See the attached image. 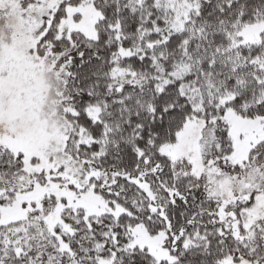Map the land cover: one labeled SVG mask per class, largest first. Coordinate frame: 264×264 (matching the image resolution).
<instances>
[{
    "label": "snow or ice",
    "instance_id": "6c2138e0",
    "mask_svg": "<svg viewBox=\"0 0 264 264\" xmlns=\"http://www.w3.org/2000/svg\"><path fill=\"white\" fill-rule=\"evenodd\" d=\"M0 264H264V0H0Z\"/></svg>",
    "mask_w": 264,
    "mask_h": 264
}]
</instances>
